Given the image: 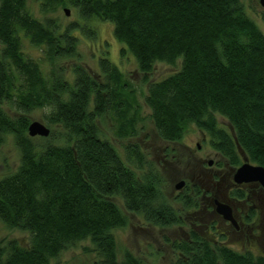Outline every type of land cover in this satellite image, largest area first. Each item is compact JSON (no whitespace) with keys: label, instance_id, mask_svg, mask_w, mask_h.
I'll return each mask as SVG.
<instances>
[{"label":"trees","instance_id":"trees-1","mask_svg":"<svg viewBox=\"0 0 264 264\" xmlns=\"http://www.w3.org/2000/svg\"><path fill=\"white\" fill-rule=\"evenodd\" d=\"M33 1L41 17L27 0H0V144L11 133L20 150L18 166L0 177V219L29 232L26 243L0 241V264H49L84 238L96 264H140L129 249L119 259L113 229L127 216L110 196H120L146 221L166 225L182 223L179 209L196 206L194 196L203 190L185 184L174 196L182 203L177 209L139 144H125L123 156L103 133L102 115L123 137L137 133L140 119L134 89L106 53L97 58L101 79L78 61L66 72L57 59L80 58L74 30L92 37L91 19L110 21L120 54L133 55L148 83L144 102L160 137L178 140L196 125L230 166L243 155L264 166V32L241 0ZM60 7L72 9L75 19L63 25L51 15ZM24 37L40 47L48 70L43 59L24 52ZM155 61L179 66L151 80L147 73ZM5 102L19 113L10 114ZM35 107H44L45 120L61 126L48 134L56 140L36 143L28 134L27 113ZM243 191L233 190L238 197ZM254 213L251 208L247 220ZM170 244L178 254L174 264H264V254L213 243L194 229Z\"/></svg>","mask_w":264,"mask_h":264},{"label":"rangeland","instance_id":"rangeland-1","mask_svg":"<svg viewBox=\"0 0 264 264\" xmlns=\"http://www.w3.org/2000/svg\"><path fill=\"white\" fill-rule=\"evenodd\" d=\"M241 1L247 13L264 32V20L262 18L264 7L259 0ZM27 4L35 15L41 17L42 14L35 1L27 0ZM51 15L57 16L63 25L76 17L72 9L69 14H65L63 7ZM80 21L82 22V20ZM88 24L95 30V35L92 37L78 30L73 31L79 36L76 50L80 58L76 56L61 57L57 59V64L63 66L67 72L73 62H81L96 78L101 79L97 58L106 53L118 65L123 78L131 84L130 87L134 89L135 97L140 106V119L136 125V134L125 137L118 136L115 133L113 120L108 114L99 118L103 133L114 142L123 156L125 144L129 142L139 144L147 159L156 166L163 176L162 189L174 207H182L181 201L175 200L174 196L179 191L182 192L185 184L188 185V189L198 184L203 190L201 195L194 196L196 206L189 209H179L182 211V223L166 225H155L146 221L142 214L126 209L120 196L111 195L110 197L116 201L127 216L125 225L113 229L119 259L122 256V251L129 249L139 258L140 264H174L178 254L170 242L174 238H187L190 229L197 230L213 243H226L238 251L250 250L255 254H264V231L261 230L264 194H261L262 191L259 186L245 183L242 185L245 192L244 197H232L230 190L234 188L233 186L238 185H230V188L226 186L231 184L235 167L230 166L227 159L210 146L206 141V135L196 125H190L178 140H167L160 137L149 116L150 108L144 102L148 83L143 81L144 74L138 69L136 59L130 53L120 54L121 43L113 36L110 21L91 19ZM22 43L23 50L27 55L36 59H43L42 67L44 70L51 67L50 62L43 58L40 47L31 43L27 37L23 38ZM178 66L179 61L174 65L165 61H155L152 70L147 73V77L151 80L159 79L177 69ZM4 107L12 115L19 113L6 102ZM44 112V107H35L27 115L30 120L42 121L50 129H54L55 133L62 130L60 125L46 121L43 117ZM216 117L219 123L227 129H231L230 123L224 116L217 114ZM32 139L36 143L56 140V138L48 135H35L32 136ZM19 158L20 150L15 144L13 135L6 133L3 142L0 144V177L13 171L18 166ZM209 160L212 162L208 163ZM180 179H184L185 183L177 189L175 183ZM188 194L193 196L191 190L188 191ZM214 198H229L231 200L234 214L241 224L239 229H236L230 221L225 220L221 214L216 212ZM251 207L254 208V216L252 219L246 220L245 217ZM12 237L26 243L29 232L22 228L8 226L0 219V241ZM95 259L91 242L88 238H84L63 249L50 260L49 264H96Z\"/></svg>","mask_w":264,"mask_h":264},{"label":"water","instance_id":"water-1","mask_svg":"<svg viewBox=\"0 0 264 264\" xmlns=\"http://www.w3.org/2000/svg\"><path fill=\"white\" fill-rule=\"evenodd\" d=\"M260 4L264 7V0H259ZM65 14H69V8L64 7ZM27 132L29 135H41L47 136L50 133V128L45 123L39 120H30L27 126ZM209 160L208 163H211ZM232 179L235 183L243 182H257L264 188V166L259 163H253L246 155H243L242 161L235 166L232 174ZM184 179H180L175 183V188L179 189L184 185ZM215 210L226 220L237 227L236 219L233 216V208L227 200L215 199Z\"/></svg>","mask_w":264,"mask_h":264},{"label":"flooded vegetation","instance_id":"flooded-vegetation-1","mask_svg":"<svg viewBox=\"0 0 264 264\" xmlns=\"http://www.w3.org/2000/svg\"><path fill=\"white\" fill-rule=\"evenodd\" d=\"M245 183H252V184H254V186H259V189H261V191H262V193L261 194H264L263 193V191H264V188L260 185V184H258L257 182H243V183H235L234 181H233V179H232V181H231V184H228L226 187H229L230 185H238V186H233L234 188H232L231 190H230V194H231V196L232 197H236V198H243V197H238L236 194H234V192H233V190H238V191H242L243 190V188H242V185H244ZM230 188V187H229ZM244 192V191H243ZM225 193H226V191H225ZM244 194H245V192H244ZM263 197H264V195H263ZM215 199H217V198H214V201H215ZM219 200H227L230 204H231V206H232V208H233V216H234V218L236 219V222H237V227H235L234 226V224L233 223H231L236 229H239L240 227H241V224L238 222V220H237V218H236V216H235V214H234V207H233V205H232V202H231V200L228 198V199H226V198H222V199H219ZM252 208V207H251ZM251 208L249 209V210H251ZM263 212H264V210H263ZM246 220L249 218V214L247 213V215H246ZM252 219V218H251ZM226 220V219H225ZM227 221H229V220H227ZM262 229L261 230H263L264 231V213H263V217H262V227H261Z\"/></svg>","mask_w":264,"mask_h":264}]
</instances>
